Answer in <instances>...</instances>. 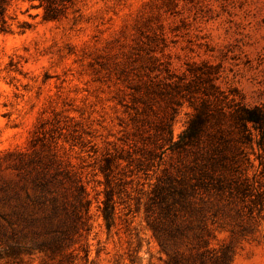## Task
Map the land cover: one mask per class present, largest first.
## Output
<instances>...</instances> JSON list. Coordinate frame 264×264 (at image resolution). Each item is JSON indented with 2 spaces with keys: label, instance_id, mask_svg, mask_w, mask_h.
Instances as JSON below:
<instances>
[{
  "label": "rangeland",
  "instance_id": "374dc122",
  "mask_svg": "<svg viewBox=\"0 0 264 264\" xmlns=\"http://www.w3.org/2000/svg\"><path fill=\"white\" fill-rule=\"evenodd\" d=\"M47 2L13 5L30 28L0 34V177H14L23 155L81 179L86 211L64 264H168L188 254L201 221L207 248L229 264H264V139L250 124L247 139L225 119L226 148L241 149L225 172L234 182L189 191L191 230L165 253L151 227L156 184L203 179L213 129L175 143L208 84L264 105V0H51L44 15ZM243 177L246 193L234 188ZM58 259L35 251L0 264Z\"/></svg>",
  "mask_w": 264,
  "mask_h": 264
},
{
  "label": "trees",
  "instance_id": "16d2710c",
  "mask_svg": "<svg viewBox=\"0 0 264 264\" xmlns=\"http://www.w3.org/2000/svg\"><path fill=\"white\" fill-rule=\"evenodd\" d=\"M24 1L0 0V34L14 31L24 33L30 28L28 22L20 21L16 15L9 14L13 5ZM50 1L47 2L44 15L51 11ZM32 7L30 4V8ZM27 11L28 9L25 10ZM191 106L192 116L175 143L180 146L176 147L184 148L181 145L192 143L210 127L213 129L211 134L216 145L205 152L201 166L202 180L198 179L199 181L192 184L184 180L170 179L155 185L152 203L157 207L158 214L151 227L165 253L169 243L191 230L192 219L183 215L192 207L189 191H194L196 186L222 191L231 188L234 182L227 178L225 172L229 168L236 170L234 164L241 149L226 148L230 130L229 127H223L225 119L245 132L247 139L251 134L247 124L260 134V140L264 139V105L250 106L241 102H229L225 100L222 91L209 83L199 103ZM106 162L109 164L110 159L106 158ZM12 168L17 170L14 177H0V205L6 208L0 211V258L14 259L21 253L37 251L50 259L58 255L56 264H64L67 254L63 252V248L78 227L82 217L81 209L84 207L86 211L87 192L81 179L69 171L56 168L51 171L49 166L33 165L23 155L12 164ZM245 181L247 177L234 185L235 190L246 193ZM102 216L106 228H109L112 219L105 209ZM197 228L198 231L193 235L195 243L191 245L188 254L184 255L179 251L171 256L167 254L168 264L169 261H172L171 264H229L228 257H221L207 248L202 221Z\"/></svg>",
  "mask_w": 264,
  "mask_h": 264
}]
</instances>
